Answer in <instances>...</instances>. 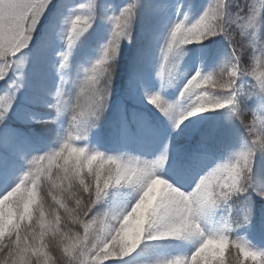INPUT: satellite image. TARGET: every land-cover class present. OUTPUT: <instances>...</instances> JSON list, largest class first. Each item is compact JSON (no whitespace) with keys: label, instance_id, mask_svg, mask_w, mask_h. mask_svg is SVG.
Returning a JSON list of instances; mask_svg holds the SVG:
<instances>
[{"label":"snow or ice","instance_id":"6c2138e0","mask_svg":"<svg viewBox=\"0 0 264 264\" xmlns=\"http://www.w3.org/2000/svg\"><path fill=\"white\" fill-rule=\"evenodd\" d=\"M184 8L176 4L173 15L171 0H0V264H264V249L244 237L219 253L208 247L228 238L234 218L251 221L253 196L264 200V181L253 176L257 156L264 157V0H208L194 20ZM98 25L108 26L100 54L74 72V52ZM138 30L141 57L158 46L161 87L143 100L170 123L169 141L140 155L110 154L89 139L109 107L122 45ZM217 37L227 48L204 53L215 67H197L169 100L178 74L170 69H180L189 45ZM37 62L56 78L48 87L40 75L30 97L45 107L42 116L17 106ZM202 101L207 108L198 107ZM177 108L185 115L179 122L171 114ZM205 113L222 120L193 119ZM13 118L45 135L20 136L8 127ZM134 121L146 138L155 135L143 114ZM177 132L186 137L182 149L172 140ZM226 135L217 156L213 145ZM244 173L250 187L243 196L218 195ZM149 211L146 224L123 235L133 216Z\"/></svg>","mask_w":264,"mask_h":264},{"label":"trees","instance_id":"16d2710c","mask_svg":"<svg viewBox=\"0 0 264 264\" xmlns=\"http://www.w3.org/2000/svg\"><path fill=\"white\" fill-rule=\"evenodd\" d=\"M181 2L185 5V8L183 10L188 11L189 15L194 20L198 17L200 11H202L203 6H206L208 0H171V3L173 4V15L175 5ZM189 4L193 5L191 9L188 8ZM107 29V25H98L96 30L89 38L87 45L83 49H80L79 47L77 48L72 58V70L74 72L77 70L82 71V68L84 66H87L97 58V56L100 54V44L103 43L101 37L106 35ZM142 47L143 41L140 38L138 30V33L135 34L132 43H127V50L124 54L120 55V58L117 62V70L112 84V96L109 101V107L104 113V116L102 117L97 127L93 129L92 134L90 135V146L99 148L101 151L110 154L121 152V122L123 116L127 117V127L132 131L133 137L142 136L143 134H145L134 121V115L138 113L143 114L153 125L155 135L151 138L154 142H156V146L158 145L157 147L162 149L164 144L168 143L171 127L170 123L164 117H160L158 115L153 116L151 115V112L148 113L145 110L143 111V109L139 107V105H136L139 101H135L133 103V107L131 108L126 105V103H128L129 101V97H133L132 89L142 88L140 86L141 80L146 85V87H144L146 91H157L161 87L160 81L158 79H155L151 83L149 82L150 73H148L150 70H152L153 67H155V62L157 63V58L154 56L158 52L156 51L158 46L151 49L147 53V55L141 57ZM226 48L227 44L221 37L206 41L203 45H189V50H186V61H184V63H190V60L193 57H196V55H200L202 63L200 65V68L207 72L211 70V68L215 67V62L213 58L206 57L204 53L218 51L220 49ZM35 69L37 75H30V86L26 93L22 94L19 97L18 108L21 111L28 110L37 116H42L46 111L45 107L40 104L30 103V97L40 88V75L46 74V83L48 87H51L55 83V80L50 76L53 74L52 69L46 62H37ZM185 74L186 71H183V67L180 66L177 80L179 81L180 79H184ZM4 86L6 87V85ZM179 87L180 84L179 82H177L175 86L168 88L165 93L166 97L169 100H175L179 92ZM123 98L125 99V103L122 102ZM248 112L250 116L251 111L249 110ZM206 114H208V116L211 115V113ZM217 118L222 120L220 114H216L210 117V119L203 125L212 123ZM13 119L17 120V122L19 123L12 125L11 123L13 122ZM13 119L11 120L12 122H8V127L20 136L24 137L45 135V132L41 128V126L33 124L31 121L19 118ZM243 134L246 135V133ZM172 140L175 143H177L179 140L181 142L178 143L182 144L185 141V137L177 132L172 135ZM226 144L227 135L219 139L213 145L217 156L221 154V150L226 146ZM238 148L239 143L237 142L233 150H236ZM253 176L254 181L257 183L264 181V157L257 156ZM252 209L253 215L251 218V223L246 229L239 230L237 232V236L244 237L256 248L264 249V200H260L259 198L253 196Z\"/></svg>","mask_w":264,"mask_h":264},{"label":"rangeland","instance_id":"374dc122","mask_svg":"<svg viewBox=\"0 0 264 264\" xmlns=\"http://www.w3.org/2000/svg\"><path fill=\"white\" fill-rule=\"evenodd\" d=\"M237 3H240V4H244L245 3V0H237ZM215 39V38H213ZM127 50V43H125L124 45H122V49H121V54H124L125 51ZM156 51H158V47L156 49ZM99 53H100V49H99ZM156 57V61L157 63L155 62V67L152 68V70H150L148 73H150V77H149V82H153L156 78L155 76V72H156V68L158 67V64H159V51L157 52V54L154 56ZM186 58V55L183 57L182 61H181V67H183V71H186V75H191V73L193 71H195V69L197 67H200V65L202 64L201 63V59H200V55H196V57H193L190 61V63H184V61ZM30 71V70H29ZM52 75H50L51 77H53L54 80H56L55 78V74L54 72L52 71ZM179 73V71H178ZM177 78H178V74H177ZM181 80V79H180ZM179 80V81H180ZM177 80V82H179ZM5 82H0V92L4 91L5 90ZM157 90V89H156ZM146 91V89L144 88H140V89H137V88H133L132 89V94H133V97H129V101L128 103H126V105L128 107H133V103L135 101H139L137 102L136 105H139V107H141L143 109V111L145 110L146 112L148 113H152L151 115L153 116H160V117H163L155 108H153L150 104H147L144 100H143V94L144 92ZM126 97V95H125ZM123 103H125V99L123 98L122 100ZM17 106H18V101H17ZM251 108V105H249V109ZM249 116V112L246 113V118ZM193 119H198L200 121V123L202 124L203 122H205L207 119H208V114H203L201 117H197V118H193ZM11 121V120H10ZM12 122V121H11ZM15 122V123H14ZM19 122H17V120L13 119V122L11 123L12 125L13 124H18ZM126 124L127 125V117L123 116V119H122V122H121V125H124ZM122 128V126H121ZM186 138V137H185ZM121 152H127L129 155H140L142 151H144L146 148H149V147H157L156 146V142H154L152 140V138H146L145 134H143L142 136H134L132 135V131L127 127V134L126 136H122L121 135ZM178 142H181L178 140ZM175 143L174 142V145L176 147H179V143ZM185 145V143L183 144ZM182 145V146H183ZM225 259L227 260V251L225 253Z\"/></svg>","mask_w":264,"mask_h":264},{"label":"clouds","instance_id":"9594fccd","mask_svg":"<svg viewBox=\"0 0 264 264\" xmlns=\"http://www.w3.org/2000/svg\"><path fill=\"white\" fill-rule=\"evenodd\" d=\"M243 5V4H241ZM224 13L221 12L220 15L218 16L217 20L214 22L215 26L219 29L223 28V24H224ZM179 70V66L176 65L174 66L172 69H170V71L173 73V75L177 74ZM193 80H195V77L193 78ZM190 84H192V81L189 82ZM198 86V85H197ZM194 86V87H197ZM186 90H187V86ZM151 103H155L156 100L155 99H150ZM198 107H202V108H207L208 105L206 103V101H202L200 105H198ZM172 115L175 116V118L177 119V121H181L183 118H185V115L181 112L180 109H175L174 112L171 113ZM249 179L250 177L248 176L247 173H244L243 175H238L236 178H234V180L232 181V186L230 188H228V192L226 193H221L219 188L216 189V192L218 193V195H220L221 197L227 196V198L229 200L235 198L237 195L239 196H243L244 193H246L248 191V187H250L249 184ZM229 182V178H225V181L223 182V186L227 187ZM161 184H163V182H160ZM166 191V186H164L162 188V192ZM151 217V211L147 212V213H141L138 217L137 216H133L125 225V233L123 235H127L128 232L136 229L137 227H139L141 224H146L148 222V219ZM139 221V223H138ZM232 231L229 233L228 238L224 239V240H220V241H216L212 244H210L208 247L209 249H212L214 251H216L217 253H219L230 241H236L237 239H239L240 237L237 236V232L239 230H241L242 228L248 227V225L251 223V221L249 220L247 223H242V222H238V220L236 218H234L232 221ZM51 243L53 244V246H55L56 241L53 240L51 241ZM204 264H210V260L209 261H205Z\"/></svg>","mask_w":264,"mask_h":264}]
</instances>
